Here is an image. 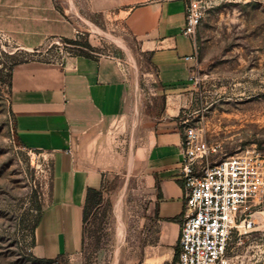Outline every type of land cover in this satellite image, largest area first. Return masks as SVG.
Returning a JSON list of instances; mask_svg holds the SVG:
<instances>
[{"label":"crops","instance_id":"0c3cea01","mask_svg":"<svg viewBox=\"0 0 264 264\" xmlns=\"http://www.w3.org/2000/svg\"><path fill=\"white\" fill-rule=\"evenodd\" d=\"M186 2L1 0L8 8L5 27L22 49L35 50L52 37L75 39L80 23L103 17L123 24L154 75L147 102L115 59L68 54L57 62L29 60L15 67L10 106L17 135L51 166L35 230L37 256L81 257L88 189L103 188L120 165L122 149L140 205L137 238L125 245L123 262L173 263L187 206L182 142L197 63L195 35L183 33Z\"/></svg>","mask_w":264,"mask_h":264},{"label":"rangeland","instance_id":"374dc122","mask_svg":"<svg viewBox=\"0 0 264 264\" xmlns=\"http://www.w3.org/2000/svg\"><path fill=\"white\" fill-rule=\"evenodd\" d=\"M205 2L208 8L195 34L193 104L186 113L203 139L218 146L202 166L247 150L264 155V0ZM6 9L0 0V264H57L34 252L33 226L39 207L44 210L51 166L17 135L10 106L15 67L86 51L120 62L134 91L147 102L155 91L154 75L123 24L100 17L80 23L75 39L47 38L37 49L25 50L5 27ZM117 155L120 165L105 178L104 201L86 224L81 257L59 264H124V247L137 238L140 205L128 153L119 149ZM252 220L251 231L232 238L229 264H264V199L253 208Z\"/></svg>","mask_w":264,"mask_h":264},{"label":"built area","instance_id":"2783aa9c","mask_svg":"<svg viewBox=\"0 0 264 264\" xmlns=\"http://www.w3.org/2000/svg\"><path fill=\"white\" fill-rule=\"evenodd\" d=\"M207 8L205 0H187L186 36L196 34ZM185 124L181 177L187 206L178 264H229L232 238L253 229V208L264 199V155L247 150L202 166L218 146L204 140L188 120Z\"/></svg>","mask_w":264,"mask_h":264},{"label":"trees","instance_id":"16d2710c","mask_svg":"<svg viewBox=\"0 0 264 264\" xmlns=\"http://www.w3.org/2000/svg\"><path fill=\"white\" fill-rule=\"evenodd\" d=\"M71 41V43L73 44H78L77 41H72V40H69ZM86 47L90 48L91 45L89 44V42H86L85 43ZM78 55H81V56H86V57H92L93 55L86 52V51H83L81 52V54H78ZM104 186L103 188L101 189H93V188H89L88 189V192H87V199H86V204H85V207H84V211H83V222H84V233H85V228H86V224L88 222V219L91 215V212H92V209L95 208V207H98L100 206L103 201H104ZM39 212L40 214L38 215L37 217V220L33 226V244L35 245V230L37 228V226L39 225L41 219H42V216H43V212H42V209H41V206L39 207ZM65 256L63 255H59L57 256L56 258L54 259H51V261L59 264V262L64 259ZM178 260H179V251L173 261L172 264H178Z\"/></svg>","mask_w":264,"mask_h":264}]
</instances>
